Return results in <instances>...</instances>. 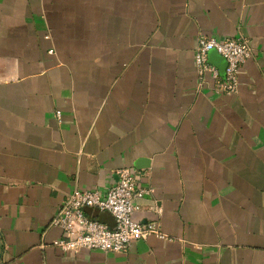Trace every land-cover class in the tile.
<instances>
[{"label": "crops", "instance_id": "0c3cea01", "mask_svg": "<svg viewBox=\"0 0 264 264\" xmlns=\"http://www.w3.org/2000/svg\"><path fill=\"white\" fill-rule=\"evenodd\" d=\"M200 36L249 41L238 93L200 85ZM123 167L168 238L54 246L67 195ZM0 264H264V0H0Z\"/></svg>", "mask_w": 264, "mask_h": 264}, {"label": "built area", "instance_id": "2783aa9c", "mask_svg": "<svg viewBox=\"0 0 264 264\" xmlns=\"http://www.w3.org/2000/svg\"><path fill=\"white\" fill-rule=\"evenodd\" d=\"M216 50L226 60L225 77L221 79L217 66L209 61V53ZM53 52V50H50ZM253 48L244 37H228L218 40L214 37L200 36L195 48V64L204 84L206 76L215 80L214 90L220 94H236L240 87V71L245 62L252 57ZM62 119L60 111L56 112ZM118 179L105 189L75 188L65 198L51 224L63 230V236L53 241L62 252H77L83 248L101 249L110 252H123L133 241L149 236L168 238L156 221L143 223L135 220L133 214L140 209L136 203L152 192L150 186L139 184L137 172L130 167L117 171ZM86 208L107 210L115 219V226L91 218Z\"/></svg>", "mask_w": 264, "mask_h": 264}, {"label": "water", "instance_id": "95a60500", "mask_svg": "<svg viewBox=\"0 0 264 264\" xmlns=\"http://www.w3.org/2000/svg\"><path fill=\"white\" fill-rule=\"evenodd\" d=\"M209 60H213L216 61V63L219 65L218 67L220 68L221 71L224 70L225 72V68H226V60L225 58L220 55L216 50H212L209 53ZM223 73V72H222Z\"/></svg>", "mask_w": 264, "mask_h": 264}]
</instances>
